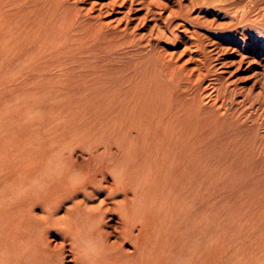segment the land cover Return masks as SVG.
Masks as SVG:
<instances>
[{
	"label": "rangeland",
	"instance_id": "1",
	"mask_svg": "<svg viewBox=\"0 0 264 264\" xmlns=\"http://www.w3.org/2000/svg\"><path fill=\"white\" fill-rule=\"evenodd\" d=\"M209 1L192 14L222 27L218 39L199 26L211 40L188 48L149 37L152 14L132 29L150 9L183 23L178 0H0V264H20L27 227L42 224L68 179L89 180L90 190L113 164L116 174L126 165L154 209L146 218L155 232L145 241L150 248L156 239L209 233L231 249L244 228L264 226V28L257 24L264 0ZM190 57L202 62L198 78L187 72L193 62L183 69ZM188 100L201 112L194 177L162 176L157 163L170 164L179 151L152 108L180 109ZM120 149L129 153L119 157ZM105 196L98 192L87 207Z\"/></svg>",
	"mask_w": 264,
	"mask_h": 264
},
{
	"label": "bare ground",
	"instance_id": "2",
	"mask_svg": "<svg viewBox=\"0 0 264 264\" xmlns=\"http://www.w3.org/2000/svg\"><path fill=\"white\" fill-rule=\"evenodd\" d=\"M178 1L181 4L183 23L176 22L170 17L163 18L161 14L150 9L143 17L138 18L139 23L132 29L135 30L141 21L146 20L147 15L152 14L153 25L149 27L147 35L155 36V39H159L160 42L171 45L184 44L190 48L191 44L196 43L200 38L207 42L211 40L207 35H200L197 32L199 26L207 27L209 35H214L213 38L218 39L216 35L222 27H216L213 21L204 20L206 22L204 23L200 15L192 14L197 6L200 7L212 1L185 0L188 4H183L182 0ZM253 8L255 9V5ZM125 17L129 18L128 13H125ZM257 22L264 28V16H261ZM187 25L189 26L186 28ZM186 47L182 51L171 52L168 55L171 58L181 56ZM141 48L144 49V47L138 48L139 52L143 51L140 50ZM162 50L160 49L162 54L160 56L165 63H173L172 59L164 58L166 52ZM191 62L195 64V67L187 72L196 71L198 78L202 62L190 57L182 64L183 69H186ZM165 63L162 62V65ZM168 66L174 72L178 68L175 65ZM220 77L219 75L216 79L218 84L221 83ZM186 87L189 88V86ZM213 88L217 94H220V88L217 85ZM180 109L167 111L161 106L152 108V113H158V123L160 121L164 123V136L168 138L172 136L175 140L172 145L179 151L176 159L169 160L170 164L160 160L156 170L162 176L167 175L166 173L171 170L179 179L186 177L187 180H192L196 170L193 147L197 130L194 126L196 122H199L197 113L201 112H198L189 100ZM117 145L120 147L119 144ZM118 151L119 157H125L129 153L126 154L124 149ZM124 166L116 174L114 172L116 164H113L110 174L103 175V173L97 181L93 180L94 186L90 190L87 188L89 180L80 182L68 179V187L56 195L55 201L57 198L59 201L51 207L52 210L48 209L44 219L42 217V224L27 227L29 240L26 244L22 243L21 251L17 254L18 263L67 264V258H69L70 264H264V226L256 228L257 225L246 230L244 228L242 240L236 241V245L231 246V249L225 245L215 244L210 240L209 233L207 238L202 240L183 236L182 239L175 237L171 239L172 241L167 240L164 243L161 239H156V243L150 248L145 241L150 240L151 232L153 234L155 232L154 228L149 230L146 218L153 208L151 206L148 208V202L144 200L143 194L137 193L135 187H132L133 183H130L131 178L127 174L126 165ZM109 175H111V182L107 183ZM100 191L106 192L105 198L100 200L97 207H87L86 203L92 202ZM77 195H81V199L76 200ZM45 197L44 199L51 200L50 195ZM66 200L72 201V209L64 208ZM64 210H66L65 215H59L60 211ZM115 215L118 220L112 221ZM261 223L264 225V218ZM56 236L60 241L54 244L55 240L51 238ZM141 238L143 242H140ZM126 244L130 245L131 249H124L123 246Z\"/></svg>",
	"mask_w": 264,
	"mask_h": 264
}]
</instances>
